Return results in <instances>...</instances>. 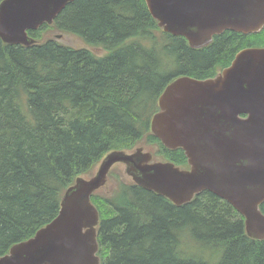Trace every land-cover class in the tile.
I'll return each mask as SVG.
<instances>
[{"label":"trees","instance_id":"16d2710c","mask_svg":"<svg viewBox=\"0 0 264 264\" xmlns=\"http://www.w3.org/2000/svg\"><path fill=\"white\" fill-rule=\"evenodd\" d=\"M53 29L87 47L46 35ZM28 33V46L0 38V256L54 219L65 190L111 150L157 144L165 160L188 167L181 148L151 133L160 94L179 76H215L239 50L264 46L263 28L226 30L192 48L159 27L145 0H74ZM112 174L107 195H92L101 264H264V240L247 235L226 200L203 191L175 205L131 180L116 185Z\"/></svg>","mask_w":264,"mask_h":264},{"label":"water","instance_id":"95a60500","mask_svg":"<svg viewBox=\"0 0 264 264\" xmlns=\"http://www.w3.org/2000/svg\"><path fill=\"white\" fill-rule=\"evenodd\" d=\"M74 0H1L0 38L31 45L28 30L52 24ZM165 32L190 47L209 44L226 30L245 35L264 28V0H145ZM151 132L169 149L182 148L189 168L154 160L151 149L111 150L93 175L78 176L58 215L35 235L14 244L0 264H101L99 211L91 195L109 189V173L122 163L141 187L175 205L210 191L244 217L248 236L264 240V47L238 51L213 77L179 76L161 93ZM149 148V147H148Z\"/></svg>","mask_w":264,"mask_h":264},{"label":"rangeland","instance_id":"374dc122","mask_svg":"<svg viewBox=\"0 0 264 264\" xmlns=\"http://www.w3.org/2000/svg\"><path fill=\"white\" fill-rule=\"evenodd\" d=\"M46 35L54 37L57 40H59L60 42L67 44L69 46L75 47V48L87 47L86 44L83 42V40L80 37H78L72 33L61 32L59 30L53 29V30H50L49 33H47ZM88 48L90 50H92L98 56H102L106 53V51L100 47H96V48L88 47ZM139 145L146 146V149H151V151H153V153H154V160H165V158L162 157V155H160L158 153V150L160 148L159 145L147 144L144 142H141ZM112 172H113V174H112L111 178L115 181L116 185H118V179H122V180H126V181L130 180L129 177H127L124 174L123 167L121 165L115 166L113 168ZM100 193H102V192H99L98 194H100ZM102 194L107 195L105 192H103Z\"/></svg>","mask_w":264,"mask_h":264},{"label":"bare ground","instance_id":"6f19581e","mask_svg":"<svg viewBox=\"0 0 264 264\" xmlns=\"http://www.w3.org/2000/svg\"><path fill=\"white\" fill-rule=\"evenodd\" d=\"M65 7H66V6H65ZM65 7H64V8H65ZM62 10H63V9H62ZM59 14H60V13H59Z\"/></svg>","mask_w":264,"mask_h":264}]
</instances>
